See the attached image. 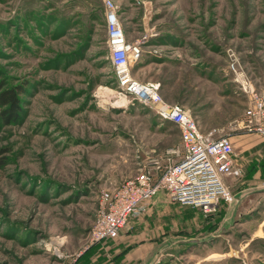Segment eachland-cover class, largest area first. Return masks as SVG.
<instances>
[{"label": "rangeland", "instance_id": "374dc122", "mask_svg": "<svg viewBox=\"0 0 264 264\" xmlns=\"http://www.w3.org/2000/svg\"><path fill=\"white\" fill-rule=\"evenodd\" d=\"M111 1L142 45L132 77L233 143L231 202L205 215L161 191L135 221L175 242L216 231L173 245L166 264H264V142L232 128L247 106L240 83L264 88V0ZM105 14L106 0H0V88L24 87L19 116L0 128V264H92L101 194L150 158L179 159L167 153L178 128L118 88Z\"/></svg>", "mask_w": 264, "mask_h": 264}, {"label": "built area", "instance_id": "2783aa9c", "mask_svg": "<svg viewBox=\"0 0 264 264\" xmlns=\"http://www.w3.org/2000/svg\"><path fill=\"white\" fill-rule=\"evenodd\" d=\"M106 47L118 88L137 102L149 106L163 121L180 131V143L168 154H177L176 163L150 158L132 178L101 194L99 210L88 236V247L118 238L130 218H139L159 192L182 205L197 208L205 215L216 211L220 199L229 202L224 184L233 167V143L229 135L215 136L217 129L200 130L191 112L166 102L159 84L141 83L132 77L131 62L142 56L140 40L129 41L116 7L106 0ZM240 91L247 98L242 116L232 128L264 142V88L254 90L243 81Z\"/></svg>", "mask_w": 264, "mask_h": 264}, {"label": "crops", "instance_id": "0c3cea01", "mask_svg": "<svg viewBox=\"0 0 264 264\" xmlns=\"http://www.w3.org/2000/svg\"><path fill=\"white\" fill-rule=\"evenodd\" d=\"M165 195V193H160L156 199H166ZM241 198L240 195H237L238 200ZM149 207L150 204L147 210ZM228 212V218H226L231 221L234 219L236 211L232 209ZM139 218H130L117 239L95 245L97 249L90 257L92 264H166V261H162L160 258L173 245L184 246L187 243H205L216 234V231H213L208 236L196 239L191 237L178 238L175 242L173 239L175 237L171 233L164 232L166 229L161 227V224L150 221L136 222Z\"/></svg>", "mask_w": 264, "mask_h": 264}, {"label": "trees", "instance_id": "16d2710c", "mask_svg": "<svg viewBox=\"0 0 264 264\" xmlns=\"http://www.w3.org/2000/svg\"><path fill=\"white\" fill-rule=\"evenodd\" d=\"M23 92L24 87L21 85L0 88V128L11 124L19 116L21 109L19 95Z\"/></svg>", "mask_w": 264, "mask_h": 264}, {"label": "bare ground", "instance_id": "6f19581e", "mask_svg": "<svg viewBox=\"0 0 264 264\" xmlns=\"http://www.w3.org/2000/svg\"><path fill=\"white\" fill-rule=\"evenodd\" d=\"M109 92V93H108ZM108 92L106 91V93H108L109 95H113V93L111 92V91H109L108 90ZM120 94H121V92H120ZM231 198V195H230V197H229V199Z\"/></svg>", "mask_w": 264, "mask_h": 264}]
</instances>
